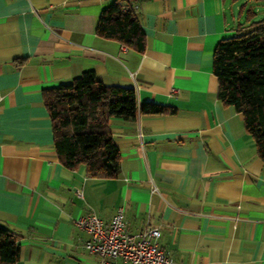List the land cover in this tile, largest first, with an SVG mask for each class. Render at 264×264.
Returning a JSON list of instances; mask_svg holds the SVG:
<instances>
[{"label":"crops","instance_id":"crops-1","mask_svg":"<svg viewBox=\"0 0 264 264\" xmlns=\"http://www.w3.org/2000/svg\"><path fill=\"white\" fill-rule=\"evenodd\" d=\"M113 2L135 11L143 51L96 33ZM262 18L264 0H0V223L17 236L14 264H101L75 219L108 222L119 206L128 232L160 230L175 264H264V161L212 69L217 41ZM84 70L167 107L110 118L115 177L68 168L53 146L43 89Z\"/></svg>","mask_w":264,"mask_h":264},{"label":"trees","instance_id":"trees-1","mask_svg":"<svg viewBox=\"0 0 264 264\" xmlns=\"http://www.w3.org/2000/svg\"><path fill=\"white\" fill-rule=\"evenodd\" d=\"M96 33L137 50L144 49V31L135 11L119 2L105 6ZM217 77V97L242 114L246 131L264 161V18L241 25L222 36L212 56ZM51 118L53 146L68 168L84 166L91 176L115 177L119 171V148L110 131V118L132 120L138 112L156 113L166 106L137 103L132 87L107 85L93 70L43 89ZM17 236L0 223V264H14Z\"/></svg>","mask_w":264,"mask_h":264},{"label":"built area","instance_id":"built-area-1","mask_svg":"<svg viewBox=\"0 0 264 264\" xmlns=\"http://www.w3.org/2000/svg\"><path fill=\"white\" fill-rule=\"evenodd\" d=\"M75 224L89 234L85 247L99 255L101 264H175L158 245L157 227L145 226L136 232L125 229L121 206L108 222L90 213L77 217ZM117 257L121 263L110 260Z\"/></svg>","mask_w":264,"mask_h":264}]
</instances>
